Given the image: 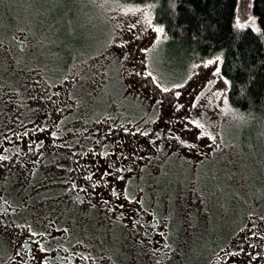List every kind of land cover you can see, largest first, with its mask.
Here are the masks:
<instances>
[{"label":"flooded vegetation","instance_id":"obj_1","mask_svg":"<svg viewBox=\"0 0 264 264\" xmlns=\"http://www.w3.org/2000/svg\"><path fill=\"white\" fill-rule=\"evenodd\" d=\"M158 84L133 75L129 93L122 97L120 86L109 96L118 111H107L108 99L103 110L93 112L94 95L84 100L87 109L79 118L73 117L72 101L68 111H58L63 97L54 95L42 113L5 133L0 142L5 264H264V185L251 192L242 179L233 181L245 190L237 186L242 202L229 222L199 243L193 260L185 249L176 253L173 241L182 221L171 214L164 173L189 167L195 175L213 170L218 160L187 158V143L207 152L215 146L201 134L188 138L184 129H169L153 143L176 100ZM135 96L144 102L138 105ZM174 147L180 154L175 161L168 158ZM263 174L260 168L261 180Z\"/></svg>","mask_w":264,"mask_h":264},{"label":"rangeland","instance_id":"obj_2","mask_svg":"<svg viewBox=\"0 0 264 264\" xmlns=\"http://www.w3.org/2000/svg\"><path fill=\"white\" fill-rule=\"evenodd\" d=\"M249 2L239 1L235 14L237 27L246 22ZM165 35L155 21L151 4L114 0H0V142L16 122L42 113L54 95L63 97L58 111H68L67 101H72L73 117L79 118L87 109L84 100L95 95L92 111L96 107L103 110L109 96L119 93L120 86L122 97L130 92L127 84L133 75L154 79L176 100L161 125L163 134L153 143L170 134L169 129L179 128L186 131L188 138L201 134L208 144L215 146L207 152L186 142L185 154L193 162L217 158L214 171L202 168L194 175L189 167H183L182 172L170 167L161 180L168 192L171 214L182 221V229L175 232L173 241L176 253L182 254L185 249L186 256L193 260L202 246L199 243L213 238L220 223L227 224L240 207L237 186L242 192L243 185L236 186L233 181L242 179L252 191L264 185V174L262 180L259 177V169L264 172V114H240L230 106L228 81L220 73L217 56L191 66L183 80L164 81L153 54ZM58 42L71 51L72 63L64 72H59L64 65ZM161 69L166 73V68ZM135 97L138 105L144 102ZM108 110L119 108L112 101ZM153 131H157L155 124ZM138 135H132L133 139L139 138ZM179 155L174 147L168 158L175 161ZM204 169L211 173L206 175ZM1 184L5 185L0 178V187ZM195 220L201 224L196 226ZM204 224L206 228L199 230ZM5 233L0 220V264H5Z\"/></svg>","mask_w":264,"mask_h":264},{"label":"trees","instance_id":"obj_3","mask_svg":"<svg viewBox=\"0 0 264 264\" xmlns=\"http://www.w3.org/2000/svg\"><path fill=\"white\" fill-rule=\"evenodd\" d=\"M114 1L151 4L166 34L153 55L159 68L167 69L165 73L160 68L167 81H180L191 66L217 56L228 81L230 106L240 114H264V0H250L241 27L235 25L240 0ZM61 45L58 42L64 66L59 72L72 63L71 51Z\"/></svg>","mask_w":264,"mask_h":264},{"label":"snow or ice","instance_id":"obj_4","mask_svg":"<svg viewBox=\"0 0 264 264\" xmlns=\"http://www.w3.org/2000/svg\"><path fill=\"white\" fill-rule=\"evenodd\" d=\"M165 91H167V89H165ZM121 179H122V177H121Z\"/></svg>","mask_w":264,"mask_h":264}]
</instances>
